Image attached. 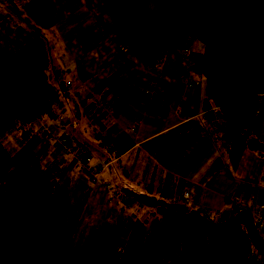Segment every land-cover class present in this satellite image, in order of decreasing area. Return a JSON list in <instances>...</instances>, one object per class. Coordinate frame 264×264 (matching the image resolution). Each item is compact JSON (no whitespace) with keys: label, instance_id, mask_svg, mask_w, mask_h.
<instances>
[{"label":"crops","instance_id":"1","mask_svg":"<svg viewBox=\"0 0 264 264\" xmlns=\"http://www.w3.org/2000/svg\"><path fill=\"white\" fill-rule=\"evenodd\" d=\"M37 1L0 0V51L6 57L30 42L35 29L51 46L50 76L62 90L55 108L62 113L37 121H62L96 162H107L108 151L115 149L119 157L108 164L105 177L120 189L200 213L223 210L227 217L239 211L235 202H264V152L237 140L215 106L202 107L201 43L162 51L144 42L124 46L103 0H47L54 21L42 28L25 10ZM13 5L20 6L18 11ZM252 133L264 143V95L257 100ZM0 142L10 155L0 174L9 162L14 170L19 157L28 159L23 171L35 172L40 205L56 206L51 231H64L67 245L105 249L127 214L133 221L121 236L128 237L126 243L135 242L140 228L154 234L149 225L155 208L128 193L121 205L105 204L88 173L79 172L41 127L17 122ZM183 191H189L188 201Z\"/></svg>","mask_w":264,"mask_h":264},{"label":"trees","instance_id":"2","mask_svg":"<svg viewBox=\"0 0 264 264\" xmlns=\"http://www.w3.org/2000/svg\"><path fill=\"white\" fill-rule=\"evenodd\" d=\"M103 1L124 46L144 42L162 51L201 43V73L206 82L203 109L215 106L237 140L251 151L264 152V143L252 133L257 100L264 95V0H203L196 21L190 0H154L157 12L149 8L147 0ZM207 1L211 4L209 17ZM26 12L42 28L53 24L52 9L42 0ZM51 65V46L40 29L12 56L0 51V138L17 122L31 124L62 113L55 108L62 90L49 80ZM9 158L0 142V168ZM27 164L28 159L19 157L14 172L23 173ZM121 190L140 205L190 222L193 240L152 236L145 244L129 240L108 254L71 247L51 231L55 205L41 204L30 213L0 186V264H264V256L243 225L213 233L191 217L194 211L187 206L160 203L126 187Z\"/></svg>","mask_w":264,"mask_h":264},{"label":"rangeland","instance_id":"3","mask_svg":"<svg viewBox=\"0 0 264 264\" xmlns=\"http://www.w3.org/2000/svg\"><path fill=\"white\" fill-rule=\"evenodd\" d=\"M10 1H12V0H10ZM16 1H18V0H16ZM202 2H203V0H190L189 1V6H190V9H191V12L193 15V19L195 21L198 19V10H199ZM25 3H27V2H22V5L26 6ZM147 3H148L149 8L152 11H154V12L158 11L157 4L154 0H147ZM45 4H47L48 7H49V5H51L48 3V1L45 2ZM205 4H206V10H207L206 15H207V17H209V14L211 12V4L208 1ZM9 7L14 8V11L15 10L18 11L20 6L18 5L16 7L13 5V6H9ZM9 7H8V9H10ZM24 15L26 16L27 14H24ZM20 17H21V15H20ZM35 30L38 32L39 29H35ZM49 80L52 84H55L53 77H50ZM59 123L63 124L62 121L61 122L59 121L55 125H58ZM22 124H24V122ZM31 124H35L37 127H41V128H43L44 126H51L50 124L48 125V124L40 122V121H33ZM66 128L68 130L70 129L68 127H66ZM52 144H54V143H52ZM54 145L57 146V144H54ZM57 147L60 149V152L62 155L70 157L75 162V160L71 156L63 154L61 151V148L59 146H57ZM109 153H110V150L108 151V154ZM109 159H110V157H109ZM9 165L11 166L10 162H9ZM10 166H8L0 174V186H1V188L6 192V194H9L10 196H13L15 198L23 199L24 204L23 205H22V203L21 204L19 203V204L23 208H25L28 212L34 213L38 209V207L41 203L40 198H42V196L38 192L39 186L37 184V181L34 180L35 179V172L30 171L29 173H25V171H24L21 174H17L16 172H14V170ZM31 180H33L34 182ZM125 199H126V195H124L122 202L119 203L118 205L123 204ZM160 203H162V202H160ZM235 203H237V202H235ZM118 205H116V206H118ZM110 206H114V205H110ZM158 206H159V204H158ZM153 208H155L153 210L158 211V213H156V216L153 218L152 225L151 226L149 225V227L152 228L154 231V234L152 236L167 238V239H169V241L175 240V241H185V242L189 241V242H191L193 240V225L190 222H186V221H183L179 218L172 217V216H164L163 213L161 211H159V209H157L156 207H153ZM240 209H241L240 207H237V210H240ZM253 214L256 215L255 213H253ZM200 215H202V216L204 215L207 218H211L213 220L212 222H217V223L221 222V221L229 220L230 218L233 217V216L232 217L225 216V213L223 212V210H219V209L212 211V212L205 211L204 213H200ZM132 221H133V217L131 215L127 214L123 218L122 222H119V225L116 227V229H115L116 232H114L113 238L109 242L105 243V249L99 250L98 252L103 253V254H108V253H110V251L116 252V251H118V249L122 248L123 246L116 249L117 246L126 243L128 237L123 239V237H121V236H123V234L125 232H127ZM261 227H262L261 229L264 232V225H262ZM150 235H151V233L149 232V230H147V228H146V230H145V228L144 229L140 228V229L136 230L135 237H134L135 238L134 243L145 244L149 241V238L152 237ZM56 236L58 238H60L63 242H65V243L68 242V239H67L68 235L64 231H63V235L58 234ZM88 246L91 248V245H88ZM93 250H95V249H93ZM175 257L176 256L172 257L169 255L170 259H172V258L174 259ZM179 264H185V262L180 261Z\"/></svg>","mask_w":264,"mask_h":264},{"label":"built area","instance_id":"4","mask_svg":"<svg viewBox=\"0 0 264 264\" xmlns=\"http://www.w3.org/2000/svg\"><path fill=\"white\" fill-rule=\"evenodd\" d=\"M66 84L70 85L69 82H66ZM194 84H196V81H191L190 85ZM72 91L73 94L77 93L76 90ZM42 129L46 131L51 142L61 148L63 154L69 155L75 160L78 171L88 173L90 181L104 192L105 204L116 206L122 202L125 195L123 191L105 177L108 164L113 163L119 157L115 149L110 150V159L107 162H96L86 147L75 143L74 136L65 125L59 123L58 125L44 126ZM182 197L188 201L189 191H183ZM236 206L241 208L240 211H244L251 216L257 233L264 240V232L261 229V226L264 225V202H255L254 200L239 201Z\"/></svg>","mask_w":264,"mask_h":264},{"label":"water","instance_id":"5","mask_svg":"<svg viewBox=\"0 0 264 264\" xmlns=\"http://www.w3.org/2000/svg\"><path fill=\"white\" fill-rule=\"evenodd\" d=\"M191 217L198 221L205 229L213 233L227 231L238 224L243 225L255 249L264 256V240L257 233L255 224L248 213L240 211L233 218L218 223L210 221L200 215L198 211L192 212Z\"/></svg>","mask_w":264,"mask_h":264}]
</instances>
